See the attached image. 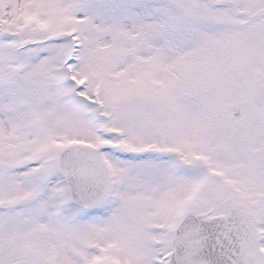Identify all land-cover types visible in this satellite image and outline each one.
<instances>
[{
	"label": "snow or ice",
	"instance_id": "6c2138e0",
	"mask_svg": "<svg viewBox=\"0 0 264 264\" xmlns=\"http://www.w3.org/2000/svg\"><path fill=\"white\" fill-rule=\"evenodd\" d=\"M0 264H264V0H0Z\"/></svg>",
	"mask_w": 264,
	"mask_h": 264
}]
</instances>
